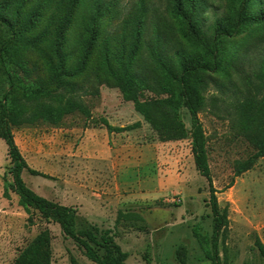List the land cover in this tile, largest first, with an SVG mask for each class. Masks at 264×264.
I'll return each instance as SVG.
<instances>
[{"label": "rangeland", "instance_id": "rangeland-1", "mask_svg": "<svg viewBox=\"0 0 264 264\" xmlns=\"http://www.w3.org/2000/svg\"><path fill=\"white\" fill-rule=\"evenodd\" d=\"M239 1L201 0L180 21L173 14L176 0H79L62 46L63 67L72 76L63 78L78 87L76 99L89 116L75 111L57 124L38 121L13 130L29 167L48 176L23 171L25 184L75 209L77 229L111 230L126 264H209L192 227L211 234L212 216L190 138L161 141L123 99L114 76L134 75L144 99L166 98L167 88L177 95V54L201 58L216 30L237 22ZM66 4L0 0V16L16 34L2 49L9 31L0 22V56L7 70L55 87L49 70L57 64L53 41ZM246 10L249 21L220 41L221 67L190 77L204 97L198 116L217 202L227 211L228 229L219 237L222 264H264L254 244L258 238L264 245V0H248ZM1 70L0 63V96L8 89ZM178 117L189 129L184 108ZM103 119L115 128L141 125L109 132ZM9 167L0 139V264H16L44 230L51 264H94L57 224L38 213L29 221L18 197L4 194ZM119 212L125 218L116 225Z\"/></svg>", "mask_w": 264, "mask_h": 264}, {"label": "trees", "instance_id": "trees-1", "mask_svg": "<svg viewBox=\"0 0 264 264\" xmlns=\"http://www.w3.org/2000/svg\"><path fill=\"white\" fill-rule=\"evenodd\" d=\"M78 2L79 0H67L64 16L55 31L53 52L57 64L49 70L55 84L54 88L31 83L28 80V75H19L7 70L0 56L2 75L8 85L7 91L0 96V139L7 147L10 167L6 175L11 177V181H7L6 176H3L4 194L8 196V191H11L18 197L20 206L30 215L29 221H31L33 213H38L40 218L48 223L57 224L61 233L71 239L92 263L126 264L127 256L115 242L111 230L101 229L96 225L77 229L75 209L38 195L25 184L22 179L23 171L32 176L45 178L48 176L29 167L15 142L13 133L15 128L32 125L38 121L57 124L64 116L75 111L89 116L88 110L76 99L78 87L63 78V76H72V74L67 75L64 70L62 46ZM194 4L200 5L201 0H176L173 7L174 16L182 21L185 13L192 9ZM247 4L248 0L239 1L237 22L234 25L228 24L218 28L211 45L204 49L201 58H185L177 54L181 67V73L177 78V95L167 88L168 96L166 98L144 99L140 93V81L134 75L115 74L114 76L123 99L133 104L134 110L157 133L161 141H178L190 138L195 169L206 179L208 185V205L212 216L211 234L202 232L200 226L196 224L192 227V235L209 264H222L218 249L219 237L220 235L224 237L226 234L228 219L226 209L221 210L217 202V191L213 186L208 163L206 139L198 116L204 103V97L198 86L190 81V77L197 73L213 72L221 67L222 60L217 57L220 41L223 37L234 35L241 25H245L249 21ZM0 22L9 31V38L2 45V49H4L16 34L14 25L9 20L0 16ZM27 28L28 25L24 31ZM60 89L65 94L57 93ZM180 108H184L189 114L191 124L189 129L179 120L178 111ZM102 121L109 132L131 131L141 125L140 122H136L123 128H115L106 120ZM239 174L240 172L236 171V176ZM121 218H125V215L122 216V212H119L115 221L116 225ZM254 244L264 262V245L258 238L255 239ZM50 255L49 232L44 230L21 252L16 264H51Z\"/></svg>", "mask_w": 264, "mask_h": 264}]
</instances>
